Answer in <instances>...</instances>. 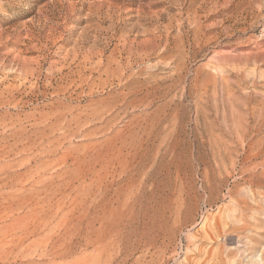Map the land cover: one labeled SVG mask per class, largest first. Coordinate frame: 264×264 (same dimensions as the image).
<instances>
[{
  "label": "rangeland",
  "instance_id": "1",
  "mask_svg": "<svg viewBox=\"0 0 264 264\" xmlns=\"http://www.w3.org/2000/svg\"><path fill=\"white\" fill-rule=\"evenodd\" d=\"M0 264H264V0H0Z\"/></svg>",
  "mask_w": 264,
  "mask_h": 264
},
{
  "label": "bare ground",
  "instance_id": "2",
  "mask_svg": "<svg viewBox=\"0 0 264 264\" xmlns=\"http://www.w3.org/2000/svg\"><path fill=\"white\" fill-rule=\"evenodd\" d=\"M67 118V117H66ZM58 122V121H57ZM72 122V121H71ZM70 123V122H69ZM68 127V126H67ZM66 128V127H65ZM118 154L120 155L121 154V152H118ZM112 161H111V159L109 158V160H108V164H110ZM109 177H112V176H109ZM108 181V182H107ZM106 182V185H105V188H104V192L106 193V194H108V195H110V196H112V197H114V203H116L117 204V206L119 207L121 204H123V202L121 201V197H122V194H123V191H124V189H123V187L119 184V183H116L114 180H112L111 179V181H109V180H107ZM9 187V186H8ZM99 190H102V188L101 189H99ZM16 192H17V190L15 191V192H10L9 193V197L8 198H10L11 200H12V202L13 201H16V200H19L18 202H20L21 203V205H29L27 202L25 203V200L23 201V196H22V192H21V194H16ZM19 192V191H18ZM7 195V194H6ZM9 199V200H10ZM6 200H7V198H6ZM10 200V201H11ZM31 205V204H30ZM111 205H112V203H111ZM37 207V204H35V205H32V209H31V211H32V213H34V211H35V208ZM27 218V217H26ZM28 218H29V216H28Z\"/></svg>",
  "mask_w": 264,
  "mask_h": 264
}]
</instances>
